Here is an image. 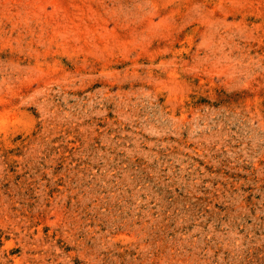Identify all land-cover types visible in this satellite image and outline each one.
I'll return each mask as SVG.
<instances>
[{"label": "rangeland", "instance_id": "obj_1", "mask_svg": "<svg viewBox=\"0 0 264 264\" xmlns=\"http://www.w3.org/2000/svg\"><path fill=\"white\" fill-rule=\"evenodd\" d=\"M0 264H264V0H0Z\"/></svg>", "mask_w": 264, "mask_h": 264}]
</instances>
